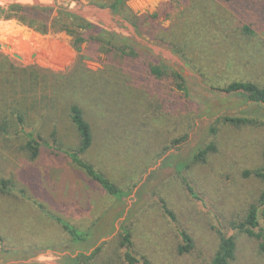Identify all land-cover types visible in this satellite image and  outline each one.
Returning a JSON list of instances; mask_svg holds the SVG:
<instances>
[{"label": "rangeland", "instance_id": "1", "mask_svg": "<svg viewBox=\"0 0 264 264\" xmlns=\"http://www.w3.org/2000/svg\"><path fill=\"white\" fill-rule=\"evenodd\" d=\"M13 3L70 11L136 42L179 73L186 90L117 55L108 59L96 44L77 49L66 33L42 35L15 20H0V116H12L9 105L19 103L30 126L39 127L47 116L46 133L57 131L61 146L73 148L79 136L69 107L78 104L95 137L86 158L130 193L117 200L63 154L43 147L32 159L21 141L0 138V177L14 185L9 194L0 192V264L73 263L91 256L140 214L145 215L133 227L139 257L153 264H211L219 233L227 235L258 204L264 188L260 179L244 175L262 168L264 108L222 90L233 81L264 86V0H208L212 11L228 15L232 31L247 26L253 33L228 42L215 41L211 26L191 16L192 5L184 0H128L139 27L90 0H0L1 6ZM100 11L109 17L98 16ZM25 78L38 85L24 89L19 83ZM224 117L252 123L235 126ZM187 133L186 142L172 147ZM209 144L216 153L206 164L177 172ZM187 184L199 199L192 198ZM164 206L192 236L191 254L176 251L181 240ZM260 217L264 223V208ZM57 219L89 230L90 237L74 243ZM235 235L233 264H264L258 242ZM102 258L119 264L114 258L121 253L107 249Z\"/></svg>", "mask_w": 264, "mask_h": 264}, {"label": "trees", "instance_id": "2", "mask_svg": "<svg viewBox=\"0 0 264 264\" xmlns=\"http://www.w3.org/2000/svg\"><path fill=\"white\" fill-rule=\"evenodd\" d=\"M184 1H186L187 5H192L190 7L191 16H196L203 23L211 26L214 30L213 32L217 35H214L215 41H218L219 38H222L223 41L226 40V42H228V39H231L232 41L235 39L240 40L246 34H253L247 26L243 28L236 27V29L232 31L228 15H219L218 12L212 11L208 5V0ZM220 1L228 4L239 0ZM127 2L128 0H90V3L93 6L99 9H110L113 14L122 15L133 25L139 27L138 23L140 18L130 14L129 9L127 8ZM0 20H15L19 24L42 35H47L51 32L66 33L73 38V45L77 49L85 43L96 44L108 59L117 55L123 60L132 61L143 69L148 70L155 78L168 80L179 90H186L183 77L166 65V63L151 56L145 48L141 47L136 42L120 37L116 33L104 30L98 25L89 22L70 11L42 4L24 5L13 3L4 6L0 5ZM196 35H198V33ZM202 44H206V41ZM218 48L224 49L221 45H219ZM10 83L11 82L9 81V84ZM15 84L16 83H13L12 85L15 86ZM19 84L26 89V87L35 88V86L38 85V82H34L31 85L30 79L25 78ZM222 90L227 93H240L247 102L260 105L264 108V86L259 85L258 83L253 81H233L226 87L222 88ZM18 106H20L19 103L17 105H9V110H12V116L10 114H2L0 116V138L21 141L23 149L30 153L32 159L39 157L43 147H47L54 154H63L69 159L74 168L84 173L106 194L117 200H122L128 197L130 194L128 191L119 187V185L110 179L104 171L99 169L94 162H91L86 158L94 145L95 137L92 126L86 120L84 111L78 104H72L69 107V118L79 136V144L76 147L66 149H64L59 143L57 131L53 130L49 134L46 133L44 128L46 127L47 120L49 122L47 116L45 119V116H43L39 127H32L27 123L26 114L23 113L22 110H19L17 108ZM185 109H182V112H179V115L183 114L184 116V113L187 114V109ZM223 121L235 126L252 123L248 119L234 117H224ZM44 122L45 127L43 124ZM212 131L215 130L212 129ZM188 138V133L182 137L180 136V138L172 143V147L186 142ZM213 153H216V146L214 144H209L206 148L201 149L195 155L191 163H185L184 165L179 166L177 172L181 174L183 171L191 169L194 165L206 164L209 155ZM261 160V169L253 172H246L244 175L246 177H256L264 183V145L261 152ZM12 189H14L13 182L11 180H4L0 177V192L3 194H9ZM187 190L190 192L193 199H199L194 193V190L188 184ZM145 208L147 210L149 207L147 206ZM260 208H264V188L259 196L258 204L250 206L245 217L241 219L239 223L232 224L231 230L227 235L221 232L219 233V245L211 264H233L237 259L238 238L235 233H240L246 235L250 239L256 240L258 242L259 253L264 256V223L261 222ZM163 210L165 216H167L170 222L175 226L181 240L176 251H178L181 256L191 254L193 251L192 236L186 229L179 226L177 217L170 209L164 206ZM192 211L193 210L189 209L187 213ZM144 215L145 214L137 215L135 220L130 221V226H125L118 235L113 237L110 242L104 243L100 246L91 256H79L78 258L72 259L73 263L70 264H113L112 262L114 261L110 262L109 260L106 262L103 260L104 258H102V255L107 249H113V253H118L119 257L121 253V258H114V260L116 259V262L119 260V264H153L147 258L139 257L138 253L135 251V230L133 227L137 229L136 223L141 222V218L144 217ZM57 222L61 224L63 231L74 243H84L90 237L89 230L81 231L75 226L63 222L61 219H57ZM157 236L161 237V234H158ZM2 240L0 233V241ZM164 247L165 245L162 246V248Z\"/></svg>", "mask_w": 264, "mask_h": 264}, {"label": "water", "instance_id": "3", "mask_svg": "<svg viewBox=\"0 0 264 264\" xmlns=\"http://www.w3.org/2000/svg\"><path fill=\"white\" fill-rule=\"evenodd\" d=\"M97 15L100 16V17H109V14H108L107 12H102V11L97 12ZM132 32H133V31H132ZM133 33H134V32H133ZM0 48H2L1 45H0ZM15 57L18 58V59H22V58H21L20 56H18V55H15Z\"/></svg>", "mask_w": 264, "mask_h": 264}, {"label": "bare ground", "instance_id": "4", "mask_svg": "<svg viewBox=\"0 0 264 264\" xmlns=\"http://www.w3.org/2000/svg\"><path fill=\"white\" fill-rule=\"evenodd\" d=\"M22 2H24V1H22ZM13 28H14V27H13ZM2 29H3V28H1L0 31H3V30H4V29H3V30H2ZM14 31H15L16 33H21V34L25 35V33L22 32L21 30L15 29Z\"/></svg>", "mask_w": 264, "mask_h": 264}, {"label": "crops", "instance_id": "5", "mask_svg": "<svg viewBox=\"0 0 264 264\" xmlns=\"http://www.w3.org/2000/svg\"><path fill=\"white\" fill-rule=\"evenodd\" d=\"M74 226V225H73ZM76 227V226H75ZM76 228H78V229H80L81 230V227H76Z\"/></svg>", "mask_w": 264, "mask_h": 264}]
</instances>
